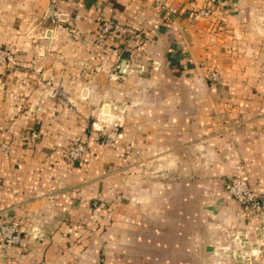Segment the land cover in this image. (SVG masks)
Masks as SVG:
<instances>
[{
  "label": "crops",
  "instance_id": "1",
  "mask_svg": "<svg viewBox=\"0 0 264 264\" xmlns=\"http://www.w3.org/2000/svg\"><path fill=\"white\" fill-rule=\"evenodd\" d=\"M0 48V264H232L254 240L224 184L264 198V0H0Z\"/></svg>",
  "mask_w": 264,
  "mask_h": 264
},
{
  "label": "built area",
  "instance_id": "2",
  "mask_svg": "<svg viewBox=\"0 0 264 264\" xmlns=\"http://www.w3.org/2000/svg\"><path fill=\"white\" fill-rule=\"evenodd\" d=\"M158 1V0H156ZM209 8H198L189 12L192 19L204 18L209 16ZM120 29L119 24L110 19H103L100 23L98 40L104 41L109 34ZM0 65L13 67L16 59L13 53L4 48H0ZM212 79H216V74H211ZM115 129V126H114ZM39 133L31 130L28 143L34 144ZM103 142L113 146L117 143L115 134H103ZM3 151L7 152V144H1ZM87 151V141L84 136H77L70 140L62 148V153L68 163L79 160ZM225 190L239 204L242 215L245 219L254 220L255 238L250 240L245 231L236 233L232 237V245L220 246L221 251L232 259V264H264V198L254 191L249 183L248 177L244 172H239L229 178L224 184ZM20 240L19 223L16 219L4 217L0 222V249L7 250Z\"/></svg>",
  "mask_w": 264,
  "mask_h": 264
}]
</instances>
